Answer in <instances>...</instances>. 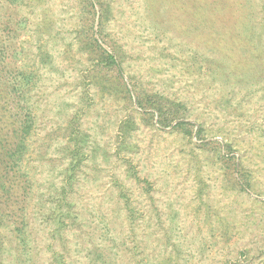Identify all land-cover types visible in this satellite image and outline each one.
<instances>
[{"label": "rangeland", "instance_id": "374dc122", "mask_svg": "<svg viewBox=\"0 0 264 264\" xmlns=\"http://www.w3.org/2000/svg\"><path fill=\"white\" fill-rule=\"evenodd\" d=\"M90 1L93 15L85 0H0V84L19 85L7 107L32 117L21 170L30 184L22 226L31 254L23 258L57 264L54 243L68 264H100L105 255L109 264H264L263 65L207 37L202 10L187 7L201 0ZM249 4L262 35L250 46L255 54L264 51V0ZM92 36L121 57L129 96L103 92L107 70L84 46ZM154 94L182 105L192 136L175 122L160 127L136 105ZM72 132L85 156L71 204L59 207ZM115 179L130 191L133 221ZM58 215L71 225L53 239ZM6 222L0 212V259L16 264L17 247L25 248Z\"/></svg>", "mask_w": 264, "mask_h": 264}, {"label": "trees", "instance_id": "16d2710c", "mask_svg": "<svg viewBox=\"0 0 264 264\" xmlns=\"http://www.w3.org/2000/svg\"><path fill=\"white\" fill-rule=\"evenodd\" d=\"M11 4L16 3L18 0H5ZM82 1V0H80ZM88 2L89 10L88 14L93 15L95 13L94 4L90 0ZM202 4L193 6L191 3H187L188 9H200L204 15L200 20L209 29L207 37L217 42L216 45L226 43L228 45H234L233 47L239 48L238 59H243L244 62L254 67L256 65H263L264 69V51L260 50L258 53H250V46H256L253 42L261 39V34L256 36L255 28L258 22L252 12L251 6L246 0H234L233 2L224 0H201ZM101 8V7H100ZM101 10V9H100ZM103 18V12L100 14V18ZM105 18V17H104ZM256 25V26H255ZM243 30V31H242ZM246 32V33H245ZM84 46L92 54H98L96 57L97 64L101 65L106 72L103 74L101 80V86L103 92L108 94H115L116 92H125L129 96L130 90L122 80L123 67L121 57L116 53H111L107 49L103 48L97 40L92 36L84 43ZM248 48L249 52L242 50ZM116 70V76L110 77L109 73L112 70ZM26 85L30 82V78L23 77ZM19 85L12 83L11 88L0 84V212H3L4 218L7 219L6 226L10 228L9 237L12 241H16L17 245L24 250L18 249L16 253V264H27V261L23 258L26 255L31 254V250H27L28 236L26 238V231L23 229V223L25 218L23 215L24 204L27 198V192L30 189V184L27 179L21 173L24 156L27 151V138L32 128V117L26 113L24 118H20L19 115L12 114V110L7 107V98L15 100V94L19 93ZM11 91H14L13 95ZM18 91V92H17ZM25 89L22 93L24 94ZM154 94L149 98H136V105L144 111L151 120L156 116V123L160 127H169L172 122H175L172 126L174 129H178L184 136H192V124L188 121L181 120L179 115L181 104L178 102H172L163 100L164 98ZM151 107V108H150ZM149 110V111H147ZM201 126H198L194 133V136L198 140L201 138ZM73 132L70 134V140L73 142L68 147V153L70 155L69 168L65 178L67 187L61 189V193L58 199V206L62 204H71L67 202V193L72 189V182L77 178V172L80 170L81 162L85 154L81 153V146L78 140L74 138ZM210 144L204 142L205 146ZM229 147V144L225 145ZM129 169L131 170L130 176L136 183H143L142 189L149 192L152 188V184L147 178H140L131 163ZM241 178V175H240ZM241 185H248L243 178L240 179ZM240 184V183H239ZM115 186L118 189V198L123 200L125 209L128 211V217L133 221L134 207L130 203V196L128 194L129 189L125 183L115 179ZM68 212V210L66 211ZM62 217L69 218L68 216L58 215L56 221L57 227L53 230V239L57 235H60L63 230L71 223H66ZM56 235V236H55ZM50 250V257L57 264H68L64 252L56 249V244L52 243L48 245ZM19 247V248H20ZM109 256L105 255L104 259H101L100 264H109ZM0 264L3 261L0 259ZM115 264V263H114Z\"/></svg>", "mask_w": 264, "mask_h": 264}]
</instances>
